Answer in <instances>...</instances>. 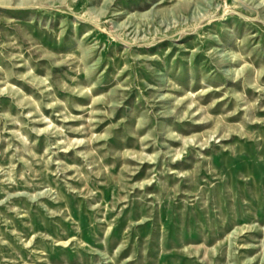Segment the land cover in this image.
<instances>
[{
  "label": "rangeland",
  "instance_id": "1",
  "mask_svg": "<svg viewBox=\"0 0 264 264\" xmlns=\"http://www.w3.org/2000/svg\"><path fill=\"white\" fill-rule=\"evenodd\" d=\"M0 264H264V0H0Z\"/></svg>",
  "mask_w": 264,
  "mask_h": 264
}]
</instances>
